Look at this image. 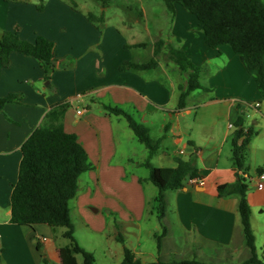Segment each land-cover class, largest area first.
<instances>
[{"label":"crops","instance_id":"crops-1","mask_svg":"<svg viewBox=\"0 0 264 264\" xmlns=\"http://www.w3.org/2000/svg\"><path fill=\"white\" fill-rule=\"evenodd\" d=\"M41 1L0 0V38L9 32L31 43L51 42L55 59L47 67L35 57L14 51L8 66L0 61V97L15 95L0 110V253L7 257L0 263L60 264L63 246H57L54 239L57 229L47 224L12 223L10 198L12 184L18 180L23 143L61 102L68 103L64 128L78 136L93 166L85 172L83 190L79 187L81 192L75 197L77 217L89 207L86 203L113 201L116 206L110 207L117 208L121 221L139 229L138 243L131 249L145 264H157L162 250L169 257L164 261L197 258L211 262L206 258L231 248L235 239L244 248L240 197L218 193L220 184L239 181L242 172L255 175L264 166V160L257 162L252 173L251 165L239 169L233 157L238 117L244 118L245 130L250 127L245 120L248 108L264 118V90L240 55L229 45L209 46L202 23L181 4L171 11L167 5L143 3L138 20L123 21L121 29L106 18L105 6L101 22L90 18L97 17L93 11L72 0H44L40 10ZM158 41L164 44L156 54ZM139 43L146 46L133 47ZM172 47L182 49L200 67L203 88L189 94L184 108L179 104L187 75ZM153 59L157 66L151 69H121L126 62L143 64ZM104 105L125 109L148 129L151 140L159 143L151 158L155 166L175 167L178 159H185L198 167V181L189 180L183 188L166 192L167 213L162 219L159 189L143 165L149 149L145 144L143 149L138 147L127 119L126 126L122 115L110 113ZM253 137L249 150L264 151V142L253 143ZM247 198L254 233L261 229L264 236V188L250 184ZM146 220L154 223L150 233L155 239L167 227L161 247L156 248L158 255L155 249H144ZM212 247L217 248L215 252ZM147 254L153 260H147Z\"/></svg>","mask_w":264,"mask_h":264},{"label":"trees","instance_id":"trees-1","mask_svg":"<svg viewBox=\"0 0 264 264\" xmlns=\"http://www.w3.org/2000/svg\"><path fill=\"white\" fill-rule=\"evenodd\" d=\"M9 1V0H4ZM171 11L175 4H181L195 14L202 23L206 43L212 48L229 45L238 53L248 71L253 74L259 87L264 90V0H163ZM44 8V0L38 4ZM92 20L104 21L100 17L91 15ZM163 41L156 43V54L163 46ZM146 46L145 43L133 47ZM17 51L35 57L50 66L54 64V44L48 41L31 43L18 39L15 35L6 32L0 38V61L3 66L10 63V55ZM172 54L183 72L187 75L186 84L180 98V108L186 106L189 94L203 88L200 81V67L196 65L182 50L172 47ZM134 69H151L157 66L155 59L148 63L137 64L126 62L121 66ZM15 95L0 97V110L7 103L14 100ZM67 102L56 104L46 116L45 123L37 127L22 145V160L19 168L18 180L12 184L10 198L11 222L20 226H34L47 224L53 228L65 227L64 236L70 243L59 250L60 264H79L78 255L84 258V264H96L94 253L83 247L74 236V227L71 219L70 202L79 191L81 175L92 169L88 153L75 133L68 132L63 125ZM112 114L122 115L127 119L139 141L149 149V157L143 165L149 168V179L154 183L159 193L157 196L158 213L162 219L167 213L166 192L183 188L187 181L200 178L198 167L191 160L178 159L175 167H158L151 161L157 152L159 143H154L149 136L148 129L139 123L133 115L125 109L104 105ZM236 130L233 137V157L239 169H247V154L251 139L257 131L250 127L244 128V118L239 116L236 121ZM258 173L264 172V166L258 167ZM249 186L240 178L235 183H224L218 186L220 197L239 195L238 209L243 226L246 245L251 251L250 257L238 264H264L259 258L256 247V237L251 224V206L247 192ZM167 227H163L157 235L158 246L167 234ZM119 240L124 243V255L120 264H145L136 253L125 244L123 236ZM39 243V242H38ZM40 251V245L37 244ZM46 262V259H44ZM157 264H216L197 258L158 259Z\"/></svg>","mask_w":264,"mask_h":264},{"label":"rangeland","instance_id":"rangeland-1","mask_svg":"<svg viewBox=\"0 0 264 264\" xmlns=\"http://www.w3.org/2000/svg\"><path fill=\"white\" fill-rule=\"evenodd\" d=\"M75 4H79L85 10L93 11L97 17L101 14L104 6L105 16L111 22L117 23L121 29H124L122 25L123 21H136L138 20L139 8L143 3H160L161 5H166L163 0H72ZM124 125L127 126L126 119L123 116H120ZM135 119L137 117L135 116ZM245 120L246 126L253 127L258 131V135L253 137V143L264 142V118L260 117L254 113V111L248 108L245 111ZM44 124V123H43ZM125 126V127H126ZM249 127V128H250ZM128 131L131 135L132 131L128 128ZM136 145L140 148H144L145 145L139 141L138 138H135ZM264 160V151L259 149L248 150V160L247 164L251 165V172L255 173L256 168L259 165L257 162H263ZM262 164V163H260ZM147 170V169H146ZM79 182V187L83 190L84 187V176ZM254 175V174H251ZM87 179V178H86ZM85 190V189H84ZM78 192H81L79 189ZM76 198H73L70 202L71 207V219L74 227V236L78 242L85 247L86 249L92 251L96 257V264H120L124 255V243L119 240V236H123L125 239V244L127 247L131 248L136 246L138 243L139 229L134 225L124 224L121 220V217L117 214V208L112 209L110 206L114 207L116 204L111 200H102L94 201L92 203H86L89 207H86L82 210L79 217L76 216L77 208L75 206ZM108 204V205H106ZM95 214V216H94ZM153 222L145 221L143 223V245L144 249L149 252L155 249L156 255L158 251V240L153 237L150 233L151 228L153 227ZM57 233L54 237L56 240L57 246H65L70 243V240L66 238L62 233L67 229L65 227H56ZM256 236V247L259 252V257L264 259V236L262 230L257 231ZM163 242V239H162ZM217 248L212 247V250L215 252ZM245 249V250H244ZM123 250V251H122ZM166 250H162L161 260L169 258L165 254ZM216 256H212V259L206 258L207 260H213L216 264H238L247 260L251 251L248 246H244L240 240L235 239L234 245L228 249H221L216 251ZM188 256V255H186ZM6 257L5 253H0L1 258ZM79 264H84V258L82 255H78ZM7 258V257H6ZM147 260H153L151 255H146ZM47 263V262H46ZM2 264V263H0ZM10 264V263H9ZM53 264V263H49Z\"/></svg>","mask_w":264,"mask_h":264},{"label":"built area","instance_id":"built-area-1","mask_svg":"<svg viewBox=\"0 0 264 264\" xmlns=\"http://www.w3.org/2000/svg\"><path fill=\"white\" fill-rule=\"evenodd\" d=\"M259 105V103H257ZM78 113H81V111H78ZM242 176L244 179V182L249 186L252 183H255L256 187L259 189L264 188V172L262 173H256L255 175H251L246 172H242ZM199 178L190 179L191 182L198 181ZM42 240H45L46 238H41Z\"/></svg>","mask_w":264,"mask_h":264}]
</instances>
